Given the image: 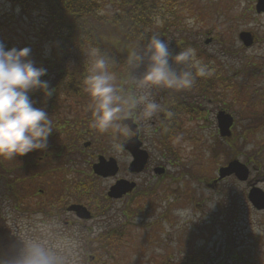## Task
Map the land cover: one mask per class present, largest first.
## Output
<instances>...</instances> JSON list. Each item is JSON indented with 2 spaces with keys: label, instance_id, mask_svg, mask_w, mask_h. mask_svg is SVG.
Wrapping results in <instances>:
<instances>
[{
  "label": "rangeland",
  "instance_id": "rangeland-1",
  "mask_svg": "<svg viewBox=\"0 0 264 264\" xmlns=\"http://www.w3.org/2000/svg\"><path fill=\"white\" fill-rule=\"evenodd\" d=\"M149 1L156 5V27H162L160 38L170 42V51L179 42L187 40L197 47V57L212 69V74L206 77H217L222 83H216L213 89L209 88L211 91L203 101L202 98L198 100L205 110V118L196 121L190 116H184L182 130L171 141L170 156L164 157L152 134L150 122L153 118L136 121L140 127L143 147L151 157V165L165 166L168 178L157 185L155 195L148 199H134L133 206L140 208V213L132 221L133 226L126 229L117 250L112 254L106 253L100 249L96 238L124 221L123 210L131 199H106L107 188L112 182L107 179L93 182L95 193L101 196L107 212L100 214V211H92L91 221L84 224L76 222L75 226L69 228L70 232L60 225V233H57L59 238L52 247L63 256H68L71 264H151L163 257L177 259L185 250L205 251L210 256L208 264H264V212L255 211L246 197L252 186L264 191V130L259 122L251 124L247 120L248 108L245 106L248 86L251 84L258 90L264 86L262 77L251 82L248 80L250 66H262L264 71V12H255L256 0ZM112 2L101 0L106 11L111 10ZM189 19L194 21L191 26L186 23ZM162 23L166 25L162 26ZM0 25L4 45L10 49L30 48L29 59L32 60V55L35 66L44 67L42 60L48 57V47L35 35L37 32H34L28 21L19 15L18 9L5 0H0ZM241 32L251 35L253 42L250 47L245 48L239 41L238 34ZM208 39L210 43L205 44ZM189 46H181L179 49ZM91 54L85 57L87 63L93 59ZM132 70L129 77L132 82L130 95H139L142 90L135 85L133 78L138 80L142 77L145 64L132 67ZM57 71L50 73L48 79L43 77L50 87ZM200 79L196 81L200 87L189 91L196 92L202 88L203 82ZM152 94L156 102L161 104V90L152 89ZM30 98L35 107L44 108L51 117L53 133L57 132L59 124L71 119L69 112L63 109L59 110L58 115H53L52 102L47 105L40 91L31 92ZM66 105L62 104V107L66 108ZM220 109L231 114L235 121L230 138L235 139L236 144L233 152L229 150L228 157L248 167L249 178L244 183L233 177L212 183L218 168L227 163L222 153L216 157L212 152L216 142L223 144L217 135L215 122L216 112ZM251 125L252 136L246 138L243 132ZM87 130L92 131L85 138L91 145L82 154L75 155L74 161L87 163L98 155L113 157L122 166L130 161V157L122 150L114 148L120 139L130 136L114 138L111 131L102 134L92 127H87ZM64 131L59 129L58 133L61 135ZM48 144L55 147L57 140ZM40 153L37 151V155ZM35 154L31 152L24 156V162L31 161ZM134 178L138 182L142 180L140 190L156 183L149 172ZM179 209H188L190 216L184 219L177 216ZM37 220L35 217L27 218L24 223L35 226L34 221ZM28 230L27 242L37 240L32 239L31 235L40 236L43 233L40 231L34 234L32 229Z\"/></svg>",
  "mask_w": 264,
  "mask_h": 264
},
{
  "label": "flooded vegetation",
  "instance_id": "flooded-vegetation-1",
  "mask_svg": "<svg viewBox=\"0 0 264 264\" xmlns=\"http://www.w3.org/2000/svg\"><path fill=\"white\" fill-rule=\"evenodd\" d=\"M261 67L262 66H250L248 70V80L250 82L261 77L264 80V71ZM200 80L203 82L202 88L198 89L196 92H191L189 91L190 89L179 92L161 90L163 94L160 104L162 110L154 115L153 120L150 122V126L153 129H150L153 131L152 134L155 136L157 145L164 154V157L172 155L171 141L165 144L161 143L159 134L164 131H169L172 136L176 137L179 131L182 130L181 125L184 116H190L191 119L196 121L205 118V110L198 100L202 98L203 101L207 98L211 91L209 88L213 89L216 83L222 81L217 77L214 79L203 77ZM194 87H200L198 82H196L192 88ZM248 87L245 99V106L248 108L246 110L247 120L251 124L259 122L264 130V86L260 87L259 90L255 89L251 84ZM83 95L85 96H73L63 99L58 98L52 101L53 109L51 112L53 115H58L59 110L63 109L70 113H68V115L71 119H74L72 122H69L71 120L69 119L68 122L59 124V129L65 130L61 132V135L58 133L59 129L56 130L57 132L50 135L48 143L57 140V145L55 147H50V144H48L47 150L40 151L41 153L39 155H37V151H35V157L28 163L24 162L23 157L14 158L12 160H0V264H12L19 256L22 248L27 243L28 229H32L34 234L40 231L47 233V236L41 233L40 236L31 235V238L39 241L47 240L48 246L52 247L55 240L59 238L57 233H60L58 229L60 225L65 226L67 231L70 232L69 228L75 226L76 222L84 224L85 222L91 221L92 211H100V214H102L106 208L103 205L101 196L95 193L93 185L95 180L107 179L112 181L105 195V198L108 200H113L109 198L107 194L117 182L127 181L129 183H134L135 188L117 200L125 201L130 198L134 201V199L138 197H145V199H148L152 195H155L157 185L168 178V172L165 166L162 164L155 165L154 163L153 166L151 165V157L143 147L140 127L136 123L137 120H133V123L138 130V141L141 144L140 149L146 152L148 156L147 162L141 172L132 173L129 171L133 158L123 147L121 150L130 157V161L124 166L119 164L113 157L104 158L101 155H98L96 158L93 156L91 161L87 163L74 161L75 155L82 154L84 149L91 145L89 141L85 140L86 137L92 134V131L87 130V127H90L91 123V110L89 108L91 101L86 93ZM177 95L179 96L177 97ZM62 104H67V107H62ZM219 112L231 116V114L222 109L216 112L215 122L217 135L223 140L222 145H220V141H218L216 142L215 148H213L218 150V155L222 153L220 150L225 149L223 147L227 146V140L231 139V130L235 125V121L231 116L233 124L230 128V136L228 138H221L219 136L217 124V115ZM169 113H171V115H169ZM84 128L86 130H84ZM243 134L246 138L252 136V125L246 128ZM131 138H133V133L127 139H120L119 144L123 145ZM101 157L107 161L109 159L115 160L117 172L114 176L103 178L93 173L92 167L98 163ZM232 161L237 160H229L222 167H226L228 163ZM157 168L163 169V173L160 175L156 174L155 169ZM220 168L221 167H219L218 170ZM79 169H84L87 177L83 178L84 180L81 186L76 190V186L73 182L74 178H72V176H74L75 171ZM67 170L70 172L65 173ZM148 172L152 175V178L156 180V183L152 184L150 188L140 190L139 188L140 184H142V180H139V183L134 177L144 175ZM216 180L217 179H214L212 183H218ZM83 185L87 187V190H83ZM105 198L104 200H106ZM131 200H128V203ZM81 201L85 203H81ZM74 206L83 207L89 213V219H79L76 211L71 210ZM33 217L38 219L34 221L36 223L35 226L24 223L27 218ZM64 257L66 258L67 264H71L70 258L68 256Z\"/></svg>",
  "mask_w": 264,
  "mask_h": 264
},
{
  "label": "clouds",
  "instance_id": "clouds-1",
  "mask_svg": "<svg viewBox=\"0 0 264 264\" xmlns=\"http://www.w3.org/2000/svg\"><path fill=\"white\" fill-rule=\"evenodd\" d=\"M186 23L191 26L194 21ZM170 42L153 34L144 46L130 53L128 63L136 68L145 64L142 77L133 78L141 89L139 95H121L116 76L110 71L107 59L93 49L92 57L83 79V90L90 98V127L104 134L112 132L114 138L132 135L125 122L151 120L160 112L161 105L153 97L152 89L179 92L191 89L197 78L212 74V69L198 57L196 49L189 46L173 54ZM31 49L15 47L6 49L0 43V160L24 157L48 148V138L53 133V121L44 108L35 107L30 93L40 91L50 98L54 89L47 80V69L35 66L28 57ZM171 115V113H169ZM122 149L119 143L114 144ZM182 219L190 216L188 209H179ZM12 264H67L66 258L47 242L32 240L22 248Z\"/></svg>",
  "mask_w": 264,
  "mask_h": 264
},
{
  "label": "trees",
  "instance_id": "trees-1",
  "mask_svg": "<svg viewBox=\"0 0 264 264\" xmlns=\"http://www.w3.org/2000/svg\"><path fill=\"white\" fill-rule=\"evenodd\" d=\"M5 1L18 9L19 15L28 21L34 32H37L35 35L48 47V57L42 60L43 68L47 69L46 79L58 69L52 78L51 88L54 91L53 95L46 99L47 105L58 99V96H85L83 79L89 66L85 57L92 53L93 49L98 50L99 54L107 59L110 71L116 76L120 94L129 96L132 83L129 77L133 71L128 63L130 53L142 51L153 34L161 36L163 33L162 27H156V5L149 0H113L110 11L104 9L101 0ZM165 25L166 23H162V26ZM3 38L0 25V43L4 44ZM185 45L197 50L195 45L184 40L174 46L172 53L175 54ZM4 46L10 49L7 45ZM31 58L34 59L32 55ZM68 62L70 63L67 66H63ZM174 138L169 131L159 134V140L164 144ZM226 144L227 146L223 147L225 149L220 151L225 156V161H229V150L233 152L235 149V139L227 140ZM212 151L214 155H218L217 149L212 148ZM68 172L70 171H65ZM85 177L87 175L84 169L75 171L72 178L76 190ZM82 188L87 190L85 185ZM133 205L132 200L126 204L123 210L125 218L121 224L97 236L96 241L100 249L106 253L112 254L117 250L126 229L133 226L132 221L140 213V208ZM105 212L106 210L103 213ZM209 259V254L203 250H185L177 259L163 257L151 264H208Z\"/></svg>",
  "mask_w": 264,
  "mask_h": 264
},
{
  "label": "water",
  "instance_id": "water-1",
  "mask_svg": "<svg viewBox=\"0 0 264 264\" xmlns=\"http://www.w3.org/2000/svg\"><path fill=\"white\" fill-rule=\"evenodd\" d=\"M256 13L264 12V0H257L255 6ZM239 41L245 48H248L252 44V38L249 33L242 32L238 35ZM210 40L206 41L208 44ZM133 133V138L125 142L122 147L128 151L133 161L130 165L129 171L132 173H139L143 170L147 162V153L140 149L141 144L138 141V130L136 125L133 123L132 119L125 121ZM217 124L219 129V136L221 138H228L230 136V128L233 124V119L231 116L219 112L217 115ZM92 171L95 175L106 178L114 176L117 172V166L114 159H109L108 161L104 158H99L98 163L93 165ZM155 173L160 175L163 173V169H155ZM230 176H234L239 182H246L249 176V171L247 167L238 161H232L228 163L226 167H221L217 172V181H221ZM135 188L134 183H129L127 181H119L113 186L107 196L111 199H120L123 195L131 192ZM247 200L251 207L260 212L264 211V192L259 188H251L247 194ZM71 210L76 211L77 217L79 219H88L89 213L81 206H74Z\"/></svg>",
  "mask_w": 264,
  "mask_h": 264
}]
</instances>
